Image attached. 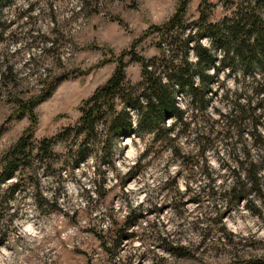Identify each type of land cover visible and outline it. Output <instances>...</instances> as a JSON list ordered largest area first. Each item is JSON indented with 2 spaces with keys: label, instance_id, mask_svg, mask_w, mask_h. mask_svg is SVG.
I'll use <instances>...</instances> for the list:
<instances>
[{
  "label": "rangeland",
  "instance_id": "374dc122",
  "mask_svg": "<svg viewBox=\"0 0 264 264\" xmlns=\"http://www.w3.org/2000/svg\"><path fill=\"white\" fill-rule=\"evenodd\" d=\"M238 2L208 0L211 22L231 16ZM178 4L179 0H100L94 13L82 11L81 0H6L0 7V76L5 72L9 80L7 85L0 80V156L30 125L27 117L12 119L13 97L33 98L44 80L63 77L52 96L36 108L35 139L56 136L77 123L82 102L116 70V62L100 66L111 58L108 49L116 56L130 50L151 25L167 21ZM200 5L201 0L189 1L188 32L195 29ZM158 41L154 33L135 50L146 58L156 56ZM201 42L212 47L209 38ZM217 55L221 58L222 53L217 50ZM191 59L196 61L193 53ZM124 61L128 81L139 83L141 65L130 55ZM252 76L264 83L259 70L244 76L239 66L234 72L222 67L209 85V104L203 111L179 93L188 125L175 124L172 137L182 129L175 140L161 136L154 141L151 132L138 128L132 111L135 130L115 143V168L107 172L103 196L98 192L102 179L90 160L64 173L63 179L39 177L40 190L49 201L42 212L33 197L37 179L22 172L15 200L0 206V264H236L264 257V172L263 194L253 191L239 203H228L225 197L236 181V152L241 155L240 148L255 138L254 119L233 121L245 129L238 139L236 128L227 129L222 114L239 96L242 104L258 103ZM263 112L256 110L264 133ZM174 122L169 119L166 126ZM124 224L130 237L109 250L92 231L102 232L110 243ZM178 245L189 247L191 255L173 254L172 247Z\"/></svg>",
  "mask_w": 264,
  "mask_h": 264
},
{
  "label": "trees",
  "instance_id": "16d2710c",
  "mask_svg": "<svg viewBox=\"0 0 264 264\" xmlns=\"http://www.w3.org/2000/svg\"><path fill=\"white\" fill-rule=\"evenodd\" d=\"M5 1L0 0V7ZM81 1L82 11H99L100 0ZM189 1L179 0L175 13L164 23L151 25L130 50H124L116 56L113 50L108 49L111 58L104 59L100 66L116 62V70L82 102L79 108L81 116L77 123L63 128L56 136L35 139L34 131L38 124L36 108L52 96L63 77L44 80L40 93L33 98H12L15 103L12 119L27 117L30 125L0 156V206L15 200L23 183L20 174L29 172L30 180L37 179L33 189L35 205L39 211L44 212L49 201L40 190L39 177L55 176L63 179L64 173L75 172L90 160L95 162V174L102 179L98 192L100 196L105 195L107 172L109 168H115V143L135 130L132 111L137 115L138 128L151 132L154 141L160 140L161 136L175 140L182 131L178 129L176 136L172 137L171 134H175V124L188 125L184 120L185 112L178 104L179 93L190 98L194 109L203 111L209 104L206 95L209 85L215 81L222 67H228L230 72H234L239 66L244 76H251L256 70L264 73V3L261 0H237L238 5L231 16H225L218 23L210 20L208 0H201L195 29L188 32L185 20ZM154 33L159 35V54L146 58L135 47ZM203 38L211 40V48L201 42ZM217 50L222 53L221 58L217 55ZM192 53L196 57L195 62L191 59ZM126 55H130L142 67V80L137 84H132L127 79V64L124 61ZM209 68L214 72L210 73ZM252 77L256 80V77ZM0 78L2 84L7 85L9 78L5 72ZM196 78L201 83H197ZM256 82L253 92L257 95L258 103L255 106L253 100L242 104V96H239L229 112L222 114L227 129L236 128L238 139L244 136L245 129L232 125L233 121L254 119V133H251L254 141L240 148L241 155L238 151L235 154L236 181L225 192L228 203H239L253 191L263 194L264 133L260 129L256 110L261 108L264 111V83L259 80ZM259 115L262 116L261 112ZM169 119L175 122L167 127L166 121ZM174 151L180 155L176 147ZM181 157L185 161V157ZM123 226L117 229V234L110 243L102 232L92 231L109 250L113 243L119 245L130 237L126 225ZM191 251L184 245L172 247V253L179 257L190 256ZM236 264H264V257L242 259Z\"/></svg>",
  "mask_w": 264,
  "mask_h": 264
}]
</instances>
